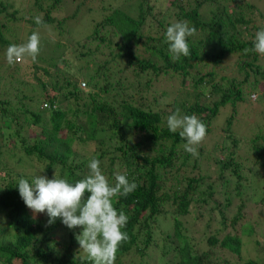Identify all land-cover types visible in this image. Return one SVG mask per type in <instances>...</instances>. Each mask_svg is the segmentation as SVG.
Masks as SVG:
<instances>
[{"label": "trees", "instance_id": "16d2710c", "mask_svg": "<svg viewBox=\"0 0 264 264\" xmlns=\"http://www.w3.org/2000/svg\"><path fill=\"white\" fill-rule=\"evenodd\" d=\"M65 4L34 0L24 11L31 27L23 38L24 25H8L20 21L19 10L0 0V57L17 82L16 91L6 90L0 74V158L3 153L35 168L13 177L0 163V264H94L76 239L82 229L70 230L60 219L48 225L47 214H34L17 186L21 178L31 182L54 172L74 183L89 174L92 158L110 183L120 172L138 185L114 202L129 218V239L115 264H130L123 259L132 250L139 255L135 264H264V132L259 123L248 137L231 129L245 90L260 92L251 76L264 80L260 55L244 51L264 29V0H122L82 39L67 40L80 45L71 55L70 45L41 42L44 64L29 58L8 64V46L27 42L38 29L66 38L63 24L79 10L62 19L51 15ZM178 21H188L196 33L188 38L190 55L175 60L165 33ZM226 60L232 75L218 69ZM158 79L168 81V89L151 93ZM257 96L250 91L248 99ZM228 107L233 113L224 125L213 126ZM177 108L207 126L213 144L205 149L202 142L198 157L168 129L167 117ZM245 162L248 175H242ZM250 199L261 206L256 228L236 227Z\"/></svg>", "mask_w": 264, "mask_h": 264}, {"label": "clouds", "instance_id": "9594fccd", "mask_svg": "<svg viewBox=\"0 0 264 264\" xmlns=\"http://www.w3.org/2000/svg\"><path fill=\"white\" fill-rule=\"evenodd\" d=\"M34 20L37 25L43 23L41 16L34 17ZM195 33L196 28L188 21H178L167 27L166 41L173 59L190 55L188 38ZM40 51L41 37L39 32L34 31L27 42L9 45L6 59L10 65L25 58L36 62ZM244 51L264 55V29L256 32L253 48ZM167 126L170 132H178L180 138L186 141L183 147L187 153L194 158L199 156L198 147L206 138L207 126L195 114H181L177 108L167 117ZM88 168L89 174L74 183L67 175L62 178L55 172L53 178L39 175L31 182L21 178L17 184L19 195L34 214H47L48 225L60 219L70 230L81 228L76 239L80 249L94 264H115L119 247L129 239L124 231L129 218L123 210L115 207L114 202L119 197H127L138 185L130 182L126 173L120 172L114 174V183H110L96 158L90 160Z\"/></svg>", "mask_w": 264, "mask_h": 264}, {"label": "rangeland", "instance_id": "374dc122", "mask_svg": "<svg viewBox=\"0 0 264 264\" xmlns=\"http://www.w3.org/2000/svg\"><path fill=\"white\" fill-rule=\"evenodd\" d=\"M122 0H66V4L61 6L62 10L60 11H54L52 12V17L56 19H62V18H67L69 15L73 13L74 10L78 9L79 12L71 18H67V20L64 22V27L66 29V38H63L62 36H56L55 31L51 28H46L50 30H41L38 29L37 32H39L40 37H41V42L43 44L45 43H52V42H60L61 45H64L65 50L66 47L70 45L69 39H75L79 40L82 38H79L80 36L88 34L94 25L96 21H99L102 19L103 15L108 13L109 7H115L117 6ZM10 2L13 4V8H10L9 11H12L13 9H18L19 14H17L18 18L20 21H17L16 23H10L8 24L11 28H17L18 24L24 25L23 27V34L20 32V35L24 38L27 36V31L30 29L31 25H29L27 15L24 13L26 9H28L34 2V0H10ZM21 14V15H20ZM24 16V18H23ZM40 16V15H37ZM70 31L72 34H69ZM29 32V31H28ZM68 40V41H67ZM80 45L75 42L74 44L70 45L68 48V52L70 51H76L78 50ZM63 50L62 48H57L56 51L60 52ZM45 55L47 54V51H44ZM67 52V53H68ZM260 55V54H259ZM31 59V58H29ZM26 60V59H25ZM227 60L224 62V64H221L218 69L222 71V73H227L228 75H232L233 72L232 70H229V67H225V63ZM6 63V60L4 57H0V74L5 76V80L2 81L1 84L4 85V89L9 90L11 92L16 91L17 85H16V79L14 77H10L9 73L11 72V69L8 70V68H3ZM36 64L42 65L44 62L41 61L37 57V60L35 62ZM260 65L264 70V55H260ZM2 67V68H1ZM222 75V74H221ZM19 77V75H18ZM28 77V76H27ZM27 77H19L20 80H27ZM256 78L257 85L261 90L264 89V80L262 77L257 74L256 77L254 75L251 76V80H254ZM14 83V85H9V88L7 87L6 84H11ZM169 83L166 80L163 79H158L155 80L153 83V88L151 89V93H155L160 90H165L168 89ZM86 87V86H85ZM250 91H257L258 96L256 97L257 100H249V92ZM245 90L243 93L245 103L239 104V107L241 109H238L236 111V120L234 121L231 129L239 132L241 135L249 136L252 135L253 133V125L255 123H259L261 127L263 128L264 132V95L260 96V92L258 91V88H254L253 90ZM252 94V93H251ZM256 94V93H255ZM259 97V98H258ZM260 99V100H259ZM247 100V102H246ZM240 112V114H239ZM232 112V107H228L227 110L218 116L217 121L213 122V126L221 127L225 123V119L228 115H230ZM239 114V120L237 119V116ZM1 140V138H0ZM259 143H264V140H259ZM203 144L206 146L205 149L210 148L213 144V140L211 138H205L203 141ZM17 154V157L20 155V152L15 151ZM245 154L241 153V156H236L238 161L243 160ZM22 161H24L25 157H23V154L20 156ZM16 159L18 158H11L8 157L7 155L3 154L1 155L0 158V163L1 164H7L9 167L12 168L10 173L12 174L13 177H16L18 173H33L35 168L33 170L31 168H24L19 165V162L17 161V164L15 163ZM247 164L248 162H245L243 165V170H242V175L247 174L248 175V170H247ZM207 165V164H205ZM207 168L211 170L212 174H214V165L213 164H208ZM204 169H206V166H204ZM202 168V171L205 172ZM34 174V173H33ZM243 185L245 183V180H241ZM232 186H234V182H232ZM261 209L260 203L257 199H250L249 202L244 206L241 214L242 218L239 219V221L236 224V227H241V225H253L254 228H256V219L255 215L257 213V210ZM262 237V236H260ZM263 238H260V241H263ZM153 255V254H152ZM138 254L134 252V250L131 251V255H127L126 258L123 259L124 263L129 262L130 264H135L137 262Z\"/></svg>", "mask_w": 264, "mask_h": 264}, {"label": "built area", "instance_id": "2783aa9c", "mask_svg": "<svg viewBox=\"0 0 264 264\" xmlns=\"http://www.w3.org/2000/svg\"><path fill=\"white\" fill-rule=\"evenodd\" d=\"M81 87H85L86 83L83 81L80 83ZM44 106H46V103L43 104Z\"/></svg>", "mask_w": 264, "mask_h": 264}]
</instances>
